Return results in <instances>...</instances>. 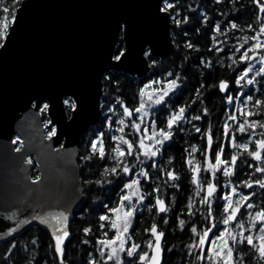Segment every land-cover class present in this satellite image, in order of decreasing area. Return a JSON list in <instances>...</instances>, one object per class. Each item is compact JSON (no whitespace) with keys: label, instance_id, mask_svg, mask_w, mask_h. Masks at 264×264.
Here are the masks:
<instances>
[{"label":"snow or ice","instance_id":"6c2138e0","mask_svg":"<svg viewBox=\"0 0 264 264\" xmlns=\"http://www.w3.org/2000/svg\"><path fill=\"white\" fill-rule=\"evenodd\" d=\"M224 2L215 0L216 4ZM230 3L239 11L238 0H230ZM252 3L254 22L240 24L233 15L225 23L209 27L212 47L207 51L222 53L230 61L226 66L232 75L207 85L201 82L194 97L185 102L172 99L182 84L179 74L168 73L172 79L166 81L152 80L140 89L137 106H123L122 117L117 121L119 127L115 129L118 135H112L106 144L101 131L90 141L82 161L90 165L96 159L102 164L97 173L99 179L84 183L101 189L115 185L119 195L114 205L103 202L97 205L95 231L91 224L81 229L79 243L91 248L85 254V264H163L165 252L171 253L175 247L166 245V230L161 227L169 224V213H173V231L179 228L188 236L182 264H264V0H252ZM173 10L174 0H160L157 6L158 15L174 20L177 26L188 22V17L177 18L180 14ZM2 11L8 15L0 18V48L5 47L10 28L17 19L9 7H3ZM203 19L206 22L207 15ZM126 24V21L117 22V30L124 29ZM236 32L249 34L235 36ZM230 40L234 42L230 44ZM187 47L196 46L189 42ZM126 59L124 50L112 51L104 71L118 68ZM198 63L209 72L215 71L217 66L224 67L219 57L215 63L203 58ZM157 84L161 86L153 87ZM209 90L220 95L225 104L219 129L208 121L207 107L199 111L191 107L205 103L204 92ZM32 107L37 108V105L33 103ZM70 107L76 109L77 103L72 102ZM190 109L196 114H190ZM48 110V103L38 108L40 113ZM154 111L166 113L159 124ZM192 121H204L205 126L193 124L202 141L200 147L193 144L190 150L183 149L187 154L183 158L187 170L184 179L192 186V195L177 216L173 212L176 196L169 201L166 194L161 195V183L157 181L163 176L164 187L181 188L180 174L164 167L163 163L177 133L184 132L183 125ZM104 123L101 121V127ZM108 127H111L110 119ZM44 128L49 141L58 140L63 134V129H58L51 119L44 123ZM126 128H130L131 133H126ZM12 143L17 145L14 151L20 153L25 142L16 136ZM194 153H199L200 159H195ZM173 161L174 158L169 157L167 164L172 165ZM23 162L32 164L30 159ZM150 169L156 170L155 178ZM27 179L37 187L26 186L21 191L20 202L26 205L23 211H13L4 217L15 225L7 227V234L15 236L19 234V226L32 222L45 226L50 229L48 246L53 249L56 264H65L67 248L72 243L70 216L67 209L60 212L44 209L52 206L47 203L50 200L75 199L79 193L75 190L69 193L54 177L47 181L41 175ZM145 208L158 216L159 221L154 218L144 227L142 231L147 235L138 241L137 212L142 213ZM29 209L31 212L19 219ZM30 243L36 250L38 237L32 238ZM17 247L15 239L9 241V256ZM191 257L194 258L189 260Z\"/></svg>","mask_w":264,"mask_h":264},{"label":"water","instance_id":"95a60500","mask_svg":"<svg viewBox=\"0 0 264 264\" xmlns=\"http://www.w3.org/2000/svg\"><path fill=\"white\" fill-rule=\"evenodd\" d=\"M183 0H174V3ZM160 0H23L10 28L9 40L0 48V243L12 240L33 226H19L17 235L7 234L12 225L4 217L23 211L20 193L32 185L34 164L45 181L54 177L69 193L68 200H50L44 211L67 209L69 224L84 203L78 160L82 141L102 120L104 79L110 72L138 79L151 71L149 57L166 60L175 50L172 19L157 13ZM126 27L117 30V22ZM122 42L127 59L105 72L109 56ZM112 63H117L112 61ZM77 103L70 114L65 100ZM35 103L37 108H33ZM47 111L63 134L46 139L38 108ZM98 114V115H97ZM24 140L20 153L12 141ZM63 144V148L60 145ZM60 149V151H56ZM25 159L34 163L26 164ZM57 204L59 206H57ZM31 209L19 219H24ZM164 263V261H163Z\"/></svg>","mask_w":264,"mask_h":264},{"label":"trees","instance_id":"16d2710c","mask_svg":"<svg viewBox=\"0 0 264 264\" xmlns=\"http://www.w3.org/2000/svg\"><path fill=\"white\" fill-rule=\"evenodd\" d=\"M23 0H18L14 3L13 0H0V18L4 15L3 7H9L10 11H14L16 15L17 9L20 7ZM242 5V7H241ZM253 3L252 0H238L236 11L230 0H225L223 4H216L215 0H183L179 3H174V12H179V17H188L187 23H181L177 26L172 20V37L175 44V50L172 56L166 60L153 59L149 57L151 64V71L146 78L138 79L123 73L110 72L105 76L104 79V94L102 97V120L104 121V126L101 127V123L93 128L87 137L82 141L80 147V157L78 160V165L80 169V177L83 188L84 203L78 209L74 215L73 220L70 224V230L72 233V243L68 246L66 252L65 264H85V254L90 251L91 248L88 245H83L79 243L82 238L81 229L87 224L93 226V231H95V222L99 214V208L97 205L100 203H110L114 205L116 199L119 195V190L115 188V185H106L103 189L97 187L96 185L85 184V180L89 179H99L97 173L101 169L102 162L94 159L90 165L85 164L82 161V157L88 153L90 141L96 138L99 132L105 134L106 144L109 143V138L114 135L113 131L119 127L117 121L122 117L123 106L129 108L138 105L139 101V91L144 88L145 85L150 84L152 80L166 81L172 79L169 77L168 73L179 74L182 79V84L177 94L172 98L174 101L179 100L180 102L190 101L195 94V90L199 88L201 82L211 84L218 78H225L232 75L231 69L227 68V64L230 61L222 53H209L208 48L212 47L210 43V37L212 33L209 31V27L215 23L223 24L226 19L231 18L235 15L238 17V22L244 24L246 22H254L253 16ZM224 15H220V13ZM207 15L208 19L205 22L204 16ZM11 23V17L9 16ZM247 32H236L235 36L247 35ZM232 36V33H229ZM223 39V37H220ZM191 42L196 47L189 49L187 43ZM234 40H230L229 43H233ZM117 49L123 50L122 42L118 45ZM223 61L224 67L217 66L215 71L209 72L206 69H202L201 65L198 63L201 58L206 60H212L214 63L217 58ZM109 77V78H106ZM160 84L153 85V87H160ZM147 91V89H146ZM214 90H209L204 92L205 103L193 104L191 107L196 108L197 111L204 107L209 109L210 115L207 118L211 122L215 129H219L222 124L223 116L225 111V104L222 101L220 95L212 94ZM70 101V99H68ZM112 108L113 111L109 112L108 109ZM69 114L71 109H68ZM194 115L196 113L191 112ZM44 123L49 120L47 116V111L41 113ZM154 115L157 119V123L163 119L164 113L161 114L160 111H154ZM111 120V127H108V120ZM193 124L199 127H204V121H192L191 123L184 124V132L177 133L175 141L172 146L167 149V155L164 157L163 166L166 168L174 169L181 176V188L179 190L172 189L169 187H164L162 181L165 177L161 176V195L166 194V198L171 200L173 195L176 196V202L173 206V212L175 215H180V210L183 209L184 205L187 203V198L192 195V186L184 179L187 175L186 166H183V158L187 154L183 152V149H189L190 145L195 144L198 148L202 144L199 139V134L194 131ZM130 128H126V133H131ZM219 135V131H217ZM169 157L174 158L173 164L168 165L167 159ZM193 157L195 159H200L199 153H194ZM151 175L156 177V170H149ZM32 177L38 175V170L34 164L31 170ZM127 179V178H125ZM147 187V186H145ZM111 198V200H109ZM146 203V202H145ZM173 213H169V224L161 225L162 228L166 230L167 246H175L173 252L164 254L163 264H182V257L185 251V245L189 242L188 236L182 232L179 228L173 231L171 224V217ZM159 221V217L155 216L154 213H149L145 208L143 212H137V236L136 239L139 241L143 239L147 234L143 233L142 229L150 224L153 219ZM186 218V217H182ZM38 237V246L36 250L30 243L32 238ZM18 247L9 256L7 251L9 247V241L0 243V264H56L54 259L53 249L50 248L49 242L51 237L49 233L39 226H33L24 234L14 238ZM194 257L188 258L189 260Z\"/></svg>","mask_w":264,"mask_h":264},{"label":"rangeland","instance_id":"374dc122","mask_svg":"<svg viewBox=\"0 0 264 264\" xmlns=\"http://www.w3.org/2000/svg\"><path fill=\"white\" fill-rule=\"evenodd\" d=\"M68 101V100H67ZM73 101L70 99V101H69V103L68 104H66L67 105V110L68 109H71L72 110V108L70 107V104L72 103ZM69 111V110H68ZM69 113V112H68ZM125 131H126V129H125ZM46 132H47V129H46ZM113 133H114V135H118L119 133H117L116 131H113ZM16 138V137H15ZM105 143H106V141H105ZM33 163H34V160L33 159H30Z\"/></svg>","mask_w":264,"mask_h":264}]
</instances>
